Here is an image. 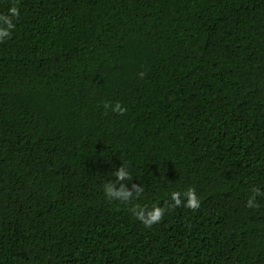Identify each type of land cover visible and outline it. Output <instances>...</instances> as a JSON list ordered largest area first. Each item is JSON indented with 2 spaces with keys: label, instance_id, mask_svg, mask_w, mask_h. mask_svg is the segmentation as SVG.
<instances>
[{
  "label": "trees",
  "instance_id": "1",
  "mask_svg": "<svg viewBox=\"0 0 264 264\" xmlns=\"http://www.w3.org/2000/svg\"><path fill=\"white\" fill-rule=\"evenodd\" d=\"M0 30V264H264V0H0Z\"/></svg>",
  "mask_w": 264,
  "mask_h": 264
},
{
  "label": "clouds",
  "instance_id": "2",
  "mask_svg": "<svg viewBox=\"0 0 264 264\" xmlns=\"http://www.w3.org/2000/svg\"><path fill=\"white\" fill-rule=\"evenodd\" d=\"M10 12H11V14L13 15V16H18L19 15V11H18V9H16V8H12L11 10H10ZM7 23H8V28L9 29H11L12 27H14V25L10 22V21H7ZM9 35V32L8 31H6V30H0V39H2L3 37H6V36H8ZM142 75V74H141ZM109 107H111L110 105H108V104H106L105 105V108L107 109V108H109ZM112 111L113 112H117V113H122L123 112V109H122V107L120 106V104L119 103H117L114 107H112ZM127 174H125L124 173V171H123V168H121V170L116 174V178L117 179H127ZM188 207H191V206H189V205H187ZM195 207H198V202H196V205H195ZM248 207H253V205L251 204V201L249 200V203H248ZM138 218H140L139 216H138ZM156 220L155 219H153V220H150V221H145V223L147 224V225H150L152 222H155Z\"/></svg>",
  "mask_w": 264,
  "mask_h": 264
}]
</instances>
